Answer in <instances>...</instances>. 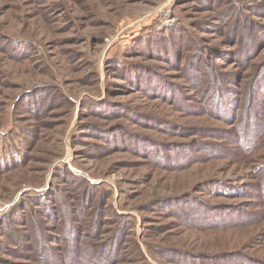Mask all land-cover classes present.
Here are the masks:
<instances>
[{
  "label": "rangeland",
  "instance_id": "374dc122",
  "mask_svg": "<svg viewBox=\"0 0 264 264\" xmlns=\"http://www.w3.org/2000/svg\"><path fill=\"white\" fill-rule=\"evenodd\" d=\"M0 264H264V0H0Z\"/></svg>",
  "mask_w": 264,
  "mask_h": 264
},
{
  "label": "trees",
  "instance_id": "16d2710c",
  "mask_svg": "<svg viewBox=\"0 0 264 264\" xmlns=\"http://www.w3.org/2000/svg\"><path fill=\"white\" fill-rule=\"evenodd\" d=\"M182 27H180V31L182 30L183 32H187V29L185 26H183V24L181 25ZM76 181V180H75ZM90 185V184H89ZM61 193V192H60ZM88 193H91V192H88ZM58 194L57 191H55L54 189H50L48 190L47 192H44V193H39L36 197L39 199V205H42L43 204H52V207H54V209H59V208H62L60 205L62 204V202L60 201L61 199H59L58 197ZM60 196V195H59ZM89 196V195H88ZM64 197V196H63ZM62 197V198H63ZM61 198V196H60ZM33 200H36L35 198ZM35 202V201H34ZM56 207V208H55ZM17 208V207H16ZM19 208L21 209L20 213H21V216L23 217V219L25 217H27V214L25 213H30L31 214V211H29L25 204H22L21 206L19 205ZM55 211L56 213V210H53ZM53 213V212H52ZM58 214H60V212H57ZM63 215V214H62ZM125 221H127L128 223L130 222L129 219H126Z\"/></svg>",
  "mask_w": 264,
  "mask_h": 264
}]
</instances>
